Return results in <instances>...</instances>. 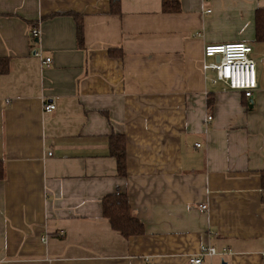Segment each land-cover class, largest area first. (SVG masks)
Here are the masks:
<instances>
[{"label": "crops", "instance_id": "crops-1", "mask_svg": "<svg viewBox=\"0 0 264 264\" xmlns=\"http://www.w3.org/2000/svg\"><path fill=\"white\" fill-rule=\"evenodd\" d=\"M163 1L0 0V264H185L204 244L231 252L206 264H264V0ZM235 43L251 99L202 69L206 45ZM117 192L141 236L103 217Z\"/></svg>", "mask_w": 264, "mask_h": 264}, {"label": "built area", "instance_id": "built-area-1", "mask_svg": "<svg viewBox=\"0 0 264 264\" xmlns=\"http://www.w3.org/2000/svg\"><path fill=\"white\" fill-rule=\"evenodd\" d=\"M206 13L209 14L210 10ZM30 36L37 42L39 31L32 29ZM251 54L252 47L246 43L206 45L203 49V57L212 62L203 63L202 69L214 73V78L211 80L213 85H222L225 90L241 92L245 98L251 99L258 88L256 67ZM33 56L40 59L43 65L51 63L50 58L42 59L40 51H34ZM55 109L52 103L43 105V112L46 114L54 112ZM210 120L211 118H208V121ZM195 146L200 148L199 144ZM198 208L201 212L207 210L204 205ZM227 254L231 252L226 248L219 250L213 245L204 244L197 255L187 258L185 264H206L205 260H212L219 255Z\"/></svg>", "mask_w": 264, "mask_h": 264}, {"label": "trees", "instance_id": "trees-1", "mask_svg": "<svg viewBox=\"0 0 264 264\" xmlns=\"http://www.w3.org/2000/svg\"><path fill=\"white\" fill-rule=\"evenodd\" d=\"M169 3H176L175 0H164L163 6ZM171 4V5H172ZM168 11V9H164ZM254 41L264 44V9H258L254 13ZM81 33L78 29V36ZM110 55L114 53L110 51ZM9 69V61L0 59V75H5ZM109 154L116 161L118 175H126V151L125 139L120 135H112L109 139ZM4 164L0 161V180L4 178ZM261 183V204L264 206V172L260 174ZM102 215L108 221L111 229L117 232L121 237L128 239L130 237L141 236L144 232L142 223L136 219L131 211L128 198L123 193H115L104 197L102 201Z\"/></svg>", "mask_w": 264, "mask_h": 264}, {"label": "water", "instance_id": "water-1", "mask_svg": "<svg viewBox=\"0 0 264 264\" xmlns=\"http://www.w3.org/2000/svg\"><path fill=\"white\" fill-rule=\"evenodd\" d=\"M250 105L252 104V101H249Z\"/></svg>", "mask_w": 264, "mask_h": 264}]
</instances>
